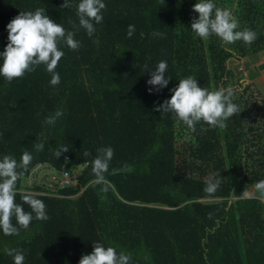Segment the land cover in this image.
<instances>
[{
  "label": "trees",
  "instance_id": "obj_1",
  "mask_svg": "<svg viewBox=\"0 0 264 264\" xmlns=\"http://www.w3.org/2000/svg\"><path fill=\"white\" fill-rule=\"evenodd\" d=\"M242 1L240 15L252 20L257 39L251 45L237 41L228 51L213 35L208 61L191 31L192 18H198L192 11L195 0H103V21L93 22L92 37L79 27V0H69V9L61 8L64 0H0V52L8 43L7 24L20 11L37 8H45L81 44L77 50L60 45L65 54L55 69L56 86L43 64L11 82L0 76V159L11 155L19 162L24 151L33 157L17 181L16 202L28 193L23 179L37 164L61 169L68 158L67 169L85 166L78 183L60 196L31 193L44 202L49 219L37 220L33 213L19 235L0 230V264H14L5 248L22 250L23 264H79L97 242L131 254L129 264H264V199L258 191L240 196L264 180V124L252 120V97L243 98L254 85L229 84L241 95L233 96L239 112L226 128L200 121L192 131L173 113L154 110L171 98L170 89L180 79L192 76L200 87L218 89L236 74L226 61H242L264 49L260 0ZM129 24L135 25L131 38ZM239 25L238 30L247 28L245 22ZM154 31L163 38L154 37ZM196 40L203 51L202 39ZM161 60L167 62L169 83L156 91L147 80ZM58 109L63 115L46 124ZM184 137L187 143L177 147ZM37 142H43L40 151ZM60 146L69 150L56 158ZM109 146L114 156L105 175L111 187L100 193L90 161ZM85 151L92 155L85 157ZM125 165L129 170L120 171ZM211 173L222 180L209 197L203 189ZM12 223L19 227L14 217Z\"/></svg>",
  "mask_w": 264,
  "mask_h": 264
},
{
  "label": "clouds",
  "instance_id": "obj_2",
  "mask_svg": "<svg viewBox=\"0 0 264 264\" xmlns=\"http://www.w3.org/2000/svg\"><path fill=\"white\" fill-rule=\"evenodd\" d=\"M71 7L73 5L69 3V0H64L61 5V8ZM75 7L79 27L86 30L87 35L92 37L96 31L93 22L99 24L103 21L101 11L106 8L105 3L103 0H79ZM192 11L198 13V18H192L191 31L201 39L207 40L215 35L226 45L237 41L251 45L257 39V33L250 28L238 30L240 25L231 9L217 6L214 0H197ZM73 27H76L75 24ZM6 28L8 43L3 52H0V59H2L0 76L11 82L13 79L23 77L25 72L35 71L36 66L43 64L47 72L51 74L50 84L58 85L60 76L55 69L65 54L60 50V45L63 43L71 50H77L81 46L80 41L74 39V32L66 31L60 23L54 22L46 15L45 8L20 11ZM134 32L135 25H127L129 38ZM143 35L141 33V36ZM152 35L161 38L164 36L163 33L157 31H154ZM167 68L166 61H159L155 69L150 70V79L147 80V84L153 86L156 91L167 87L169 83V80L165 78ZM149 91L151 92L152 89ZM170 91L172 92L171 98L166 99L154 110L160 113H173L177 123L182 122L192 131H195V125L200 121L207 123L210 127L226 128L225 122L239 112L238 105L233 102L234 92L230 87L209 90L200 87L197 79L189 76L180 79L178 86ZM62 115L63 110L58 109L45 118V123L54 125ZM43 146V142L35 143L37 151L42 150ZM68 150L67 146H60L54 151V155L58 158L62 152ZM83 155L88 157L92 154L85 151ZM113 156L112 147H102L97 150V154L90 161L92 174L95 177L92 183L100 186V193H107L111 187L105 174L109 173ZM32 159L28 151L23 152L19 162L11 155H5L0 159V230L5 235H19L21 228L27 230L33 220V213L37 220L49 219L46 205L33 194H23L22 203H17L15 199L17 181L24 177ZM126 170H129L127 165L120 169V171ZM115 173L116 169H113L111 174ZM219 177L218 179L216 173H211L205 178L203 191L209 197L218 190L222 180L220 174ZM255 188L264 195V180L258 181ZM240 196L248 198L250 193L244 190ZM105 198L101 196L102 200ZM24 204L28 205L31 211H25ZM13 217L19 227L12 223ZM4 251L6 255L13 258L14 264H23L25 257L22 250L5 248ZM130 259L131 254H126L124 251L118 253L114 247H105L97 242L93 243V251L90 254L82 255L79 264H129Z\"/></svg>",
  "mask_w": 264,
  "mask_h": 264
},
{
  "label": "rangeland",
  "instance_id": "obj_3",
  "mask_svg": "<svg viewBox=\"0 0 264 264\" xmlns=\"http://www.w3.org/2000/svg\"><path fill=\"white\" fill-rule=\"evenodd\" d=\"M240 1H241V4L243 5V1L242 0ZM195 2H197V0H195ZM214 3L219 7L231 9V11L233 12L234 16L237 18L239 23L245 22L247 23V28H250V29L252 28V20L249 18L248 19L244 18L240 15V11L242 8L240 7L241 4L238 6L239 0H214ZM260 6H262L261 8L263 9V12H264V0H260ZM261 24H262V27L260 30L262 31V34L264 35V17H262ZM197 38L198 37L195 35L194 42H195L196 48L198 49V52L199 53L202 52L204 54L205 59L210 61L209 55L211 53H210L209 46H208L210 40L202 39L203 51H200L199 49L200 46L198 43H196ZM221 44L228 51L231 50V45H228L230 47H227L226 44H224L223 42H221ZM197 49L196 50L194 49V51L196 52ZM231 52H233V55L236 57V53L234 51H231ZM228 63H229L231 70H234L236 74L234 75V78L227 79V81H225V83L222 84L223 87L225 88L230 87L229 84L231 82L241 83L242 85L251 83V85H254L253 89L249 92L250 94H244L243 98H247L248 95L249 97H252V101H254V103H252L253 111L249 110L252 120L256 119L260 121V124H264V108H260V103H261V106H262V103H264V49L256 53H253V54H248V57H245L242 61H235V60H229L228 62L226 61L225 65L228 66ZM236 83L235 85H237ZM212 87L214 88V85H212ZM233 92H234V97L236 98H239V96L241 95V92L239 90H234ZM255 101L258 102L257 106H256ZM250 123H251V126H254L255 128L257 127V125H254L252 121H250ZM249 127L250 126L247 127V130ZM251 135L252 134H250V136ZM244 137L248 138L249 133H247V135H245ZM187 141H188L187 137H184L183 139L178 140V142L176 143V146L180 147L182 146L183 143H187ZM245 143H248V145H250L249 140L245 141ZM241 151H242L241 147H239V152L241 153ZM235 173L236 172H233L232 174L235 175ZM236 175L237 177L240 176V174H237V173ZM23 185L26 186L24 179H23ZM256 191L257 190L255 187H251L248 190V192L250 193V196L256 195L257 194ZM262 199H264V197H262Z\"/></svg>",
  "mask_w": 264,
  "mask_h": 264
},
{
  "label": "built area",
  "instance_id": "obj_4",
  "mask_svg": "<svg viewBox=\"0 0 264 264\" xmlns=\"http://www.w3.org/2000/svg\"><path fill=\"white\" fill-rule=\"evenodd\" d=\"M66 163H69L67 158ZM67 164L61 169H55L49 164H37L28 176L24 178L28 193L41 194L50 197L60 196L61 190L75 186L83 173L84 165L67 169Z\"/></svg>",
  "mask_w": 264,
  "mask_h": 264
},
{
  "label": "water",
  "instance_id": "obj_5",
  "mask_svg": "<svg viewBox=\"0 0 264 264\" xmlns=\"http://www.w3.org/2000/svg\"><path fill=\"white\" fill-rule=\"evenodd\" d=\"M258 191V190H257ZM259 192V191H258ZM259 194L261 195V197H264V195H262L260 192H259Z\"/></svg>",
  "mask_w": 264,
  "mask_h": 264
}]
</instances>
